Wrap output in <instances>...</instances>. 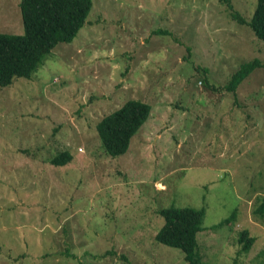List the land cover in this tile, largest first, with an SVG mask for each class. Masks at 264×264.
<instances>
[{"label":"rangeland","instance_id":"1","mask_svg":"<svg viewBox=\"0 0 264 264\" xmlns=\"http://www.w3.org/2000/svg\"><path fill=\"white\" fill-rule=\"evenodd\" d=\"M91 1L71 43L0 87V264H187L154 240L168 207L204 209L208 264H264V67L222 87L264 63L231 16L247 22L255 0ZM19 2L0 0L1 33H23ZM127 99L150 114L111 157L96 123Z\"/></svg>","mask_w":264,"mask_h":264},{"label":"trees","instance_id":"2","mask_svg":"<svg viewBox=\"0 0 264 264\" xmlns=\"http://www.w3.org/2000/svg\"><path fill=\"white\" fill-rule=\"evenodd\" d=\"M18 6L23 33L0 32V87L9 86L17 77L29 78L57 44L71 43L85 25L92 1L20 0ZM231 16L237 22L247 23L253 35L264 44V0H255L247 22L236 12ZM257 67H264V63L253 59L239 65L222 86L223 89L234 93L241 80ZM150 110L147 102L127 99L120 107L99 119L96 130L106 154L111 157L125 154L132 136L147 120ZM71 160V154L64 152L49 163L58 167L65 166ZM253 212L256 215L264 214V198ZM157 215L163 220L153 236L157 243L179 249L187 264H208L202 260L196 239L202 230L204 209L168 207L159 209ZM245 234L242 230L238 237L242 251H246L252 242Z\"/></svg>","mask_w":264,"mask_h":264}]
</instances>
